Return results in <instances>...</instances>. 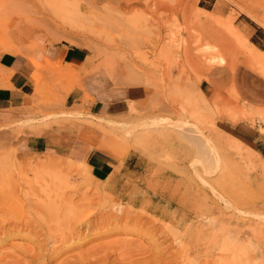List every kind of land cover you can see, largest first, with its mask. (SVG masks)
<instances>
[{"label": "rangeland", "instance_id": "obj_1", "mask_svg": "<svg viewBox=\"0 0 264 264\" xmlns=\"http://www.w3.org/2000/svg\"><path fill=\"white\" fill-rule=\"evenodd\" d=\"M64 1L0 0V56L30 57L37 50L62 44L89 54L83 68L74 72L55 61L30 60L27 103L14 118L0 119V225L10 217L12 225L16 221L34 224L32 233H14L1 241L0 252L5 254L0 253V260L4 256L2 261H12L5 256L11 255L8 248L15 247L20 261L31 264L21 258L23 251L52 250L73 226L81 236L76 238L74 232L73 246L57 259L47 257V263L32 264H67L72 259L80 264H166L179 248L172 235L183 212L177 213L175 206L163 212L167 203L160 202L154 190L165 188L171 193L176 184L180 192L202 187L199 173L206 167L218 182L222 180V187H230L226 188L236 208L215 198L220 221L226 225L220 222L223 228L218 227L221 243H235L233 258L226 249L231 245H221L223 251L218 248V263H225L227 256V264L230 258L234 264H264V158L254 143L238 140L234 133L236 125L246 123L264 139V103L248 100L235 86L214 93L204 83L215 69L233 74L248 66L264 76V67L255 63L263 62L264 0ZM79 10L93 17L94 25L77 15ZM45 15L63 23L66 31ZM90 75L98 87L143 86L146 98L131 103L130 112L122 117L95 114L91 110L95 100L83 83ZM9 77L0 66V87L7 86ZM73 89L82 95L74 105H67ZM240 111H244L240 120L246 122L238 121ZM36 138L47 141L46 149L29 148L28 140ZM73 145L87 154L98 151L111 156L115 166L110 178L97 180L84 157L69 154ZM206 190L212 198L213 190ZM16 203L17 213L10 209ZM42 203L44 211L49 205L60 211L59 231L42 226V218L52 212L45 211L44 216ZM91 210L93 215L86 218ZM62 214L65 221L79 214L85 223L81 226L77 218L74 225L67 221L69 225ZM173 215L174 224L169 219Z\"/></svg>", "mask_w": 264, "mask_h": 264}, {"label": "crops", "instance_id": "obj_2", "mask_svg": "<svg viewBox=\"0 0 264 264\" xmlns=\"http://www.w3.org/2000/svg\"><path fill=\"white\" fill-rule=\"evenodd\" d=\"M112 3L114 0H107ZM263 62L257 63L260 67H264V54L260 51ZM89 54L85 49L72 47L68 45H59L55 48L45 50H37L31 53L30 57L25 55L17 57L10 54L0 56V66L8 71L9 81L6 87H0V119H12L17 109L22 108L28 101L31 86L30 76L33 68L30 60L45 62L46 60L55 61L69 71H78L83 68L87 62ZM251 59V57H249ZM252 60V59H251ZM254 62V60H253ZM90 96L95 102L91 106V110L98 115L108 117H122L130 112L131 103L142 102L146 98L147 91L143 86H130L127 88L98 87L94 75L87 76L83 80ZM205 84H209L212 92L224 93L231 87L235 86L237 91H241L248 100L262 101L264 103V76L259 75L248 66H242L237 73H229L224 70H211L209 80H205ZM100 84V83H99ZM97 85V86H96ZM201 90L204 92L203 87ZM82 92L73 89L67 96V105H74L79 99ZM246 111V110H245ZM239 112V122L242 113ZM249 123V122H248ZM235 138L246 143H254L264 158V139L260 138L257 132L250 126L238 124L234 127ZM28 146L35 151H43L48 146L47 141L43 138L29 139ZM69 154L84 157L92 175L99 181H106L114 172V159L104 153L92 151L84 153L80 148L73 145L69 150Z\"/></svg>", "mask_w": 264, "mask_h": 264}, {"label": "bare ground", "instance_id": "obj_3", "mask_svg": "<svg viewBox=\"0 0 264 264\" xmlns=\"http://www.w3.org/2000/svg\"><path fill=\"white\" fill-rule=\"evenodd\" d=\"M62 1V0H61ZM61 1L60 0H57V3H60L61 4ZM67 1V0H66ZM63 2H65L64 0H63ZM59 5V4H58ZM80 12H79V14L77 13V15H81V17L83 18V19H85V20H87V22H90L92 25H94V22L92 21L93 20V17H90L89 15H85V14H83L82 13V11L81 10H79ZM90 17V18H84V17ZM92 16V15H91ZM47 15H45V18L47 19V21H49V22H51V23H55V26H57V28H63V29H65L66 27H65V25L63 24V23H57L56 21L54 22V20H52L50 17H48ZM98 19V18H97ZM48 22V23H49ZM62 22V21H61ZM61 24H62V26H61ZM64 25V26H63ZM43 29V28H42ZM62 29V30H63ZM52 30V29H51ZM49 31V30H48ZM66 31V29L64 30V32ZM54 32V31H53ZM68 33V32H67ZM55 36H56V34H55ZM60 36V35H59ZM202 95V94H201ZM131 109V108H130ZM247 117V116H246ZM248 118V117H247ZM98 127V126H97ZM236 145V144H235ZM232 146V145H231ZM230 146V147H231ZM242 147H243V145H241ZM236 147V146H235ZM241 147V148H242ZM241 148L239 149L238 147L236 148L238 151H241ZM233 149V148H232ZM236 149H234L235 151H236ZM247 150V148L245 149V151ZM244 151V150H243ZM237 152V151H236ZM242 152V151H241ZM248 153V152H247ZM245 157V156H244ZM249 158H251L250 156H249ZM249 158H248V160H249ZM51 161V160H50ZM245 161V160H244ZM49 163V162H48ZM249 164V163H248ZM50 165H52V163L50 164ZM57 165V164H56ZM208 166V165H207ZM249 166V165H248ZM251 166V165H250ZM249 166V167H250ZM54 167H58V166H54ZM192 167H194V166H192ZM215 167V166H214ZM246 168H247V166H245ZM253 167V166H252ZM262 167L264 168V164L262 165ZM53 168V167H52ZM56 168H55V170H56ZM208 168V167H207ZM195 169H197L196 167H195ZM252 169V168H251ZM254 169V168H253ZM58 170H60V169H58ZM199 170H200V168H199ZM199 170H197V171H199ZM207 170H209V168L207 169ZM206 170V167L202 170V172L201 173H199V175H200V177L202 178V184H203V186L204 187H206V188H204L203 186L201 187V186H197V188L195 187V188H187L185 191H183V192H180V187H179V184H176V186H175V189H173V191L170 193L168 190H165V188H163V189H161V190H159L158 188L156 189V190H154L155 191V194H156V196L158 197V198H160V202H165V203H167V206H165V207H163L162 208V211L163 212H166V209H167V207H172V206H175L176 208H177V213L178 212H183V216H182V219L181 220H179V222H178V226H176L177 228V232L175 233V234H171L172 236H174L173 238H172V240L174 241V243H176L177 244V246L176 247H179L178 248V250H176V257L174 256V257H172V260L171 261H169L168 263H166V264H171L172 262H173V264H192V262H195V264H219L218 263V261L220 260V258H217V255H218V252H217V254H216V251L218 250V248L220 247L221 249L220 250H222L223 249V247H221V245H222V241L220 240V234L218 233L220 230H218V227L220 226V222H222L223 224H221L222 226H224L225 225V223H224V221L223 220H221L220 221V218L222 217L221 216V214H220V210L217 212L216 211V209H219V207H220V205H219V203H217L216 201H215V198H218V201H220L221 200V198L223 199V200H225L226 202H227V204H228V207H230L231 206V208L233 209V210H235L236 208H235V206L233 205L234 203V201L233 200H231L232 198H230V196L229 195H231V193H230V190H228L230 187H228L227 185H226V187H228V189L225 187V185L223 186V187H225L226 188V191H229V193L230 194H228L227 195V192L225 191H222L223 190V187L221 186V184H222V180H220V182H218L219 181V179H217L218 177H216L215 176V173H214V171H207ZM247 170H248V168H247ZM250 170V169H249ZM253 171H255V170H253ZM63 172V171H62ZM220 172H221V170H220ZM219 172V173H220ZM247 172V171H246ZM251 172V171H250ZM250 172H247V173H250ZM253 173V172H252ZM262 173H263V175H262V177L264 178V169L262 170ZM209 175V177H211L210 179H208V177H206L205 175ZM83 175V177H86L87 179H88V175H86L85 173L84 174H82ZM217 175V174H216ZM220 175V174H219ZM218 176V175H217ZM250 176H251V174H250ZM219 178H220V176H219ZM246 179H248V178H246ZM63 180V179H62ZM57 181V180H56ZM3 182V181H2ZM60 182H62L61 180H60ZM53 183V182H52ZM59 183V182H58ZM68 183V181L66 182V184ZM218 183V184H217ZM219 183H220V186H221V188H220V186H219ZM229 183H231V182H229ZM223 184H224V182H223ZM218 185V186H217ZM62 186V185H61ZM60 186V187H61ZM161 186V185H160ZM165 186V185H164ZM65 187V186H64ZM64 187H63V190H65V189H70V188H65L64 189ZM157 187V186H156ZM8 188V187H7ZM58 188V187H57ZM186 188V187H185ZM224 188V189H225ZM232 188V187H231ZM43 189V188H42ZM52 189V188H51ZM53 189H54V187H53ZM56 189V188H55ZM206 189H209V190H213V197L211 198L210 197V194L207 192V190ZM3 190H5V189H3ZM2 190V191H3ZM62 190V191H63ZM224 193H222L221 194V191ZM231 190H234L233 188L231 189ZM41 191H43V190H41ZM62 191H60V192H62ZM0 192H1V190H0ZM6 192V191H5ZM35 192V191H34ZM53 192H54V190H53ZM91 192V191H90ZM101 192V190H100V188H97V194L98 193H100ZM52 193V192H51ZM234 193V192H233ZM7 194V193H6ZM43 194V193H42ZM55 194V193H54ZM60 194V193H59ZM2 195V194H1ZM8 195V194H7ZM51 195V194H50ZM49 195V196H50ZM61 195V197H62V194H60ZM59 195V196H60ZM224 195V196H223ZM233 196H234V194H233ZM0 197H2V196H0ZM7 197H10V196H7ZM61 197H58V198H61ZM232 197V196H231ZM6 198V197H5ZM3 199V198H2ZM234 199H235V197H234ZM4 200H6V199H4ZM48 200H49V198H48ZM1 201V200H0ZM2 202V201H1ZM9 202V201H8ZM41 202H42V200H41ZM60 202V201H59ZM63 202V201H62ZM68 202V201H67ZM66 202V203H67ZM6 204V202L4 203L3 202V205H5ZM34 204V203H33ZM44 203H42V205H43ZM54 204V203H53ZM230 204V205H229ZM19 204H14V205H11L12 207L10 208V209H12V211H14L15 213H17L16 211H15V209H16V207L18 206ZM49 205V204H48ZM59 204H57V206H58ZM31 206V208H33L32 207V205H30ZM44 206H46L45 204L43 205V206H39L40 207V210L42 211H40L41 213H43L44 214V216H45V213L46 212H51V213H46V214H48L47 216H43L44 218H42V216H41V218L42 219H44V220H42L43 221V223H41V221H40V223L41 224H43L42 226L45 228H47V230L49 229V230H51L52 231V229H53V233H54V231L60 226V225H58L59 223H61L60 222V220H61V215H60V211H58V208H55V207H51L50 205V208L52 209V210H50L48 207L49 206H47V207H45V211H44V209H43V207ZM238 206V205H237ZM249 206V205H248ZM4 207H6V206H4ZM3 207V208H4ZM18 208V207H17ZM31 208H29V210H32ZM38 208V207H37ZM49 210H48V209ZM55 208V209H54ZM71 208V207H70ZM74 209V208H73ZM80 209V208H79ZM161 208L160 207H157L156 208V210H160ZM17 210V209H16ZM34 210V209H33ZM48 210V211H47ZM59 210H60V208H59ZM94 210V209H93ZM62 211V210H61ZM73 211H75V210H73ZM112 211V210H111ZM32 211H30V213H31ZM33 212H35V211H33ZM63 212V211H62ZM61 212V213H62ZM64 212H65V210H64ZM122 212V211H121ZM67 213V212H66ZM71 213V212H70ZM70 213H69V215H70ZM75 213V212H74ZM79 213V212H78ZM34 214V213H33ZM36 214L38 215V212H36ZM80 214V213H79ZM79 214H76V216L74 217V215L75 214H73L72 216V218L71 217H69V218H67L66 217V214H64L65 215V217L67 218V221H69L70 223H71V225L73 224L74 225V223L76 222V221H78L79 220V218L78 217H80V215ZM114 214V213H113ZM172 214V213H171ZM233 214V213H232ZM40 215V214H39ZM42 215V214H41ZM90 215H93V211L91 210L90 212H89V214H86V218H88ZM106 215V214H105ZM120 215H121V213H120ZM111 216V214H109V217ZM115 216V215H114ZM2 217H3V215H2ZM82 217V216H81ZM80 217V218H81ZM120 217V216H119ZM177 217H179V216H177ZM39 218V217H38ZM62 218L64 219V221L66 220L64 217H63V214H62ZM78 218V220H76V221H74L75 219H77ZM230 218H232V217H230ZM4 220H3V223L0 225V243H2L1 241L2 240H6L7 238H9V237H11V236H13L12 234H14V233H21V232H23V233H26L27 231L29 232V234L30 233H32L33 232V230H32V228H33V225L31 226L30 225V222L27 224V223H25V224H23L22 222H18V221H16L13 225H12V223H11V217H10V219H5V218H3ZM32 219V218H31ZM62 219V220H63ZM128 219H129V217H128ZM169 219H171V223L172 224H174L175 223V221H176V215H173V216H171ZM106 220V219H105ZM130 220V219H129ZM231 220H233V218L231 219ZM14 221V220H13ZM29 221V220H28ZM67 221H65L67 224L69 223V222H67ZM104 221V220H103ZM109 221V220H108ZM120 221V220H119ZM164 222L166 221V220H163ZM229 222H231L230 220H228ZM241 221V220H240ZM25 222V221H24ZM34 222V221H33ZM65 222H64V224H65ZM83 222H84V219L83 220H79L78 221V223L82 226L83 225ZM89 222V221H88ZM90 222H91V220H90ZM94 222V221H93ZM40 223L38 224V223H36V224H38V225H40ZM70 223H69V225H70ZM85 223V222H84ZM35 224V225H36ZM87 224V223H86ZM108 224V223H107ZM69 225L68 226H64V228L65 227H69ZM76 225V224H75ZM41 225H40V227H41V230H42V227ZM89 226V225H88ZM222 226H220V227H222ZM226 226V225H225ZM224 226V227H225ZM166 227V226H165ZM208 227V228H207ZM227 227H228V225H227ZM226 227V229H228ZM234 226L232 225V227H230V228H232V230H228L229 232H231L232 233V235L229 237L230 239H232V237H234L233 236V234H234V229L235 228H233ZM236 227V226H235ZM248 227V226H247ZM38 228H39V226H38ZM89 228L91 229V227L89 226ZM89 228H87L86 229V231L87 230H89ZM223 228V227H222ZM229 228V229H230ZM237 228V227H236ZM242 228V227H241ZM59 229V228H58ZM57 229V230H58ZM68 229H70L69 231H70V233L66 236H64L63 234V239H61V240H58V241H55L54 242V244H53V249L51 250H43V249H41V248H38V249H36L35 251L33 250V249H31L32 250V252H29L28 250L29 249H27V252H26V250L25 251H23V257H21L22 259H24V260H26V262L27 263H34V262H36V261H39V260H44L45 258H47V257H49V260L48 261H50V260H53L54 258H56L57 256H59L60 254H62V253H64L65 252V250L66 249H68V248H70L71 247V245H72V243L74 242V235L77 233V237L76 238H78L79 239V237H81L80 236V234L78 235V233L79 232H77L76 231V228H74L73 226L70 228H68ZM75 229V230H74ZM165 229V228H164ZM206 229V230H205ZM247 229V228H246ZM46 230V229H45ZM243 230V229H242ZM250 230V229H249ZM59 231V230H58ZM76 231V233H74ZM171 231V230H170ZM175 230H173V232H174ZM227 231V230H226ZM248 231V230H247ZM27 232V233H28ZM49 232V231H48ZM52 232H50V233H52ZM172 232V233H173ZM224 232V231H223ZM229 232H228V234H229ZM250 232H251V230H250ZM253 232V231H252ZM49 233V234H50ZM165 232H163V234H164ZM221 233V232H220ZM236 233H238V231L236 230V232H235V235L237 236V234ZM255 233V232H254ZM55 234H57L56 232H55ZM54 234V235H55ZM65 234V233H64ZM239 234V233H238ZM256 234H257V232H256ZM256 234H254L255 236H256ZM20 235V234H19ZM51 235H53V234H51ZM168 235V234H167ZM241 235V234H240ZM243 235H245V234H243ZM36 236V235H35ZM76 236V235H75ZM166 236V235H165ZM229 236V235H228ZM255 236H254V238H255ZM258 236V235H257ZM260 236V235H259ZM258 236V237H259ZM37 237V236H36ZM45 237V236H44ZM45 238H47V235H46V237ZM52 238H54V237H52ZM228 238V239H229ZM238 237H236L235 239H237ZM48 239V238H47ZM49 239H51V237L49 236ZM48 239V240H49ZM56 239V238H55ZM77 239V240H78ZM222 239V238H221ZM260 238H258V240H259ZM227 240V239H226ZM226 240H224L223 241V243L224 242H227ZM244 241V240H243ZM230 242V245L229 244H225L224 243V245H222V246H225V245H227V246H230L229 248L227 247L226 249H228L229 250V253H231V257H232V253L234 252V249H235V243H231V241H229ZM228 243V242H227ZM44 244V243H43ZM64 245V247L62 248V246ZM127 245V244H126ZM13 246V245H12ZM73 246V245H72ZM66 247H68V248H66ZM9 249V251L11 252V255L10 256H5V257H10L11 259H13L12 261H9V262H7L8 260L6 259V262H4V260L2 261V259L4 258V256H3V258H1V260L0 261H2V263L3 264H24V263H22L21 261H20V256L19 255H16V251H17V249L18 248H15V247H10V248H8ZM8 249H7V251H8ZM224 249H225V247H224ZM225 249V250H226ZM220 250H218V251H220ZM223 251V250H222ZM231 251V252H230ZM233 251V252H232ZM3 252H4V250H3ZM3 252H0L1 254L3 253ZM145 252V251H144ZM226 252H228V251H226ZM225 252V253H226ZM223 253V252H222ZM3 254H5V253H3ZM14 254V255H13ZM139 254H140V252H139ZM172 254V253H171ZM220 254V253H219ZM22 256V255H21ZM1 257V256H0ZM18 257H19V260H18ZM74 257V256H73ZM83 257V256H82ZM17 258V260H15L14 261V259H16ZM224 257H223V255L221 256V259H223ZM233 258V257H232ZM232 258H230L231 259V263L230 264H234L233 263V260H232ZM57 259V258H56ZM81 258H79V260H80ZM226 262L225 263H221V264H227V256H226ZM70 260V259H69ZM77 260V259H76ZM150 260V259H149ZM45 261V260H44ZM47 261V260H46ZM45 261V262H46ZM78 261V260H77ZM76 261V262H77ZM162 261V260H161ZM160 261V262H161ZM167 261V260H166ZM72 262L73 263H67V264H78V263H74L75 261H73V259H72ZM81 262V261H80ZM82 262L83 263H86V262H84V260H82ZM47 263V262H46ZM100 263H102V261L100 262ZM99 263V264H100ZM163 263H164V261H163ZM1 264V263H0ZM63 264H66V263H63ZM80 264V263H79ZM82 264V263H81ZM103 264V263H102Z\"/></svg>", "mask_w": 264, "mask_h": 264}]
</instances>
